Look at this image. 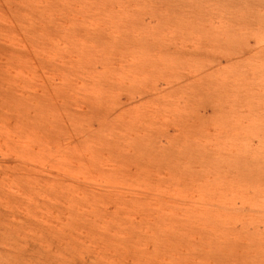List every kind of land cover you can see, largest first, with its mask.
Masks as SVG:
<instances>
[{
	"label": "rangeland",
	"instance_id": "1",
	"mask_svg": "<svg viewBox=\"0 0 264 264\" xmlns=\"http://www.w3.org/2000/svg\"><path fill=\"white\" fill-rule=\"evenodd\" d=\"M0 264H264V0H0Z\"/></svg>",
	"mask_w": 264,
	"mask_h": 264
},
{
	"label": "bare ground",
	"instance_id": "2",
	"mask_svg": "<svg viewBox=\"0 0 264 264\" xmlns=\"http://www.w3.org/2000/svg\"><path fill=\"white\" fill-rule=\"evenodd\" d=\"M254 51H255V50H254ZM254 51H253V52H254ZM245 53H246V51L239 52L238 55H237V53H236V57H237V56H240V57H241V56H244ZM250 54H251V53H250ZM19 58H20V57H19ZM230 58H231L230 55H229V56H226V55H225V56L223 57V60L226 61V62H228V61L230 60ZM213 61H215V62H213V65H214V66H220L222 60H221V59H216V60L214 59ZM238 62H239V61H238ZM210 66H211V65H210ZM134 72H135V71H134ZM106 111H107V110H106ZM110 111H111V110H110ZM103 113H104V112H103ZM108 114H109V112H108ZM103 115H104V116H105V115L107 116V112H106V114H103Z\"/></svg>",
	"mask_w": 264,
	"mask_h": 264
}]
</instances>
